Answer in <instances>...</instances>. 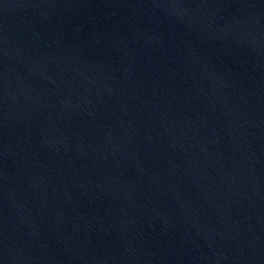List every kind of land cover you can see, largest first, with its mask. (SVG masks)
Returning <instances> with one entry per match:
<instances>
[{"label":"water","instance_id":"95a60500","mask_svg":"<svg viewBox=\"0 0 264 264\" xmlns=\"http://www.w3.org/2000/svg\"><path fill=\"white\" fill-rule=\"evenodd\" d=\"M0 264H264V0H0Z\"/></svg>","mask_w":264,"mask_h":264}]
</instances>
